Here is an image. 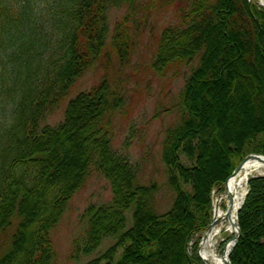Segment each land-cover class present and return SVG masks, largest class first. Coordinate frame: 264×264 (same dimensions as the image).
I'll return each instance as SVG.
<instances>
[{"label": "trees", "instance_id": "16d2710c", "mask_svg": "<svg viewBox=\"0 0 264 264\" xmlns=\"http://www.w3.org/2000/svg\"><path fill=\"white\" fill-rule=\"evenodd\" d=\"M185 1L179 24L159 35L150 66L159 76L189 68L175 105L178 123L161 144L173 200L158 213L157 184L141 183L112 151L122 94L106 77L68 99L61 123L41 126L74 80L111 56L126 62L136 16L154 0H0V264H53L50 233L90 172L107 180L111 200L84 211L73 258L201 264L197 242L189 243L210 223L212 190H221L245 156H264V10L247 0ZM120 9L110 27L109 11ZM229 114L240 133L228 135L236 128ZM237 224L231 264H264V177L249 181Z\"/></svg>", "mask_w": 264, "mask_h": 264}, {"label": "rangeland", "instance_id": "374dc122", "mask_svg": "<svg viewBox=\"0 0 264 264\" xmlns=\"http://www.w3.org/2000/svg\"><path fill=\"white\" fill-rule=\"evenodd\" d=\"M251 2L257 4V0H251ZM186 6L185 0H154L151 9L136 16L137 23L133 33L135 39L126 62L119 63L111 56L108 65L96 64L94 68L73 82L69 97L56 110L47 113L41 123V126H55L62 120L68 99L89 90L102 77H106L110 85L116 87L122 94L123 99L113 117L112 150L127 159L138 172L141 183L157 184L159 189L154 205L158 213L166 212L173 200V195L167 188L164 178L161 144L166 130L178 123L179 117L175 105L189 74V68L173 69L164 76H159L153 73L150 66L159 35L166 27L179 24V15L185 11ZM123 14L124 9L109 11L110 27ZM246 115L247 113L240 114L241 117L244 116L243 120ZM229 116L234 119L231 120L229 117L234 124L233 127H236L238 123L235 114H229ZM239 128L240 126L231 128L232 133L227 132L228 135L240 133ZM63 145L67 146L65 143ZM74 150L67 149L69 157L75 156ZM181 160L185 165L190 164L183 157ZM72 173L67 177L72 178ZM254 176L256 175L251 177ZM261 176H264V172ZM216 189L211 192L212 209L214 200L219 196L217 192H214L218 191V188ZM110 200L111 190L108 182L101 175L91 173L83 187L71 197L66 210L50 233L55 253L53 264H83L88 259L82 256L79 260H74L71 255L72 242L75 237L81 236L86 228L84 211L90 205L105 204ZM221 205L223 208L225 202L223 201ZM106 243L105 241L103 245Z\"/></svg>", "mask_w": 264, "mask_h": 264}, {"label": "bare ground", "instance_id": "6f19581e", "mask_svg": "<svg viewBox=\"0 0 264 264\" xmlns=\"http://www.w3.org/2000/svg\"><path fill=\"white\" fill-rule=\"evenodd\" d=\"M257 5L264 10V0H257ZM64 111H63L62 120L58 122L56 125H58L63 121ZM111 148H112V138H111ZM259 155L260 154H249L248 156H245L235 167V169L231 172V174L225 179L221 190L214 191L217 192L219 196L213 202V209H212L210 223L198 236H196L197 239L195 242L193 240L192 242L189 243V246L191 247L194 245V243L197 242L195 248V254L201 264H228V261H230L229 253L234 245V238L237 234L238 212L243 206V203L248 194L249 181L255 177H264L261 176L262 173L264 172V156L263 155L259 156ZM246 157L247 159H245ZM91 173L92 172H90V174ZM253 175L256 176L251 177ZM223 201L225 202V206L222 208L221 204ZM81 236H83V234ZM107 243L104 245L107 246ZM103 247H101L99 250H102ZM71 255H72V250H71ZM93 256L94 254L89 257H86L88 259L84 261V263L90 260ZM74 260H79V257L77 259L74 258Z\"/></svg>", "mask_w": 264, "mask_h": 264}, {"label": "water", "instance_id": "95a60500", "mask_svg": "<svg viewBox=\"0 0 264 264\" xmlns=\"http://www.w3.org/2000/svg\"><path fill=\"white\" fill-rule=\"evenodd\" d=\"M249 1H250V0H249ZM259 156H260V155H259ZM245 159H247V157H246ZM245 159H244V160H245ZM235 171H236V170H235ZM235 171H234V172H235ZM239 237H240V229H239V227H238V225H237V234H236V236H235V238H234V245H233V247H232V249H231L229 255L231 254L232 250L234 249V247H235V245H236V243H237ZM228 264H230V261H228Z\"/></svg>", "mask_w": 264, "mask_h": 264}]
</instances>
